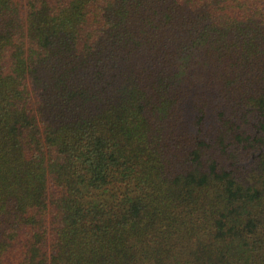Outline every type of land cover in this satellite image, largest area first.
I'll list each match as a JSON object with an SVG mask.
<instances>
[{
    "label": "trees",
    "instance_id": "obj_1",
    "mask_svg": "<svg viewBox=\"0 0 264 264\" xmlns=\"http://www.w3.org/2000/svg\"><path fill=\"white\" fill-rule=\"evenodd\" d=\"M0 264H264V0H0Z\"/></svg>",
    "mask_w": 264,
    "mask_h": 264
}]
</instances>
